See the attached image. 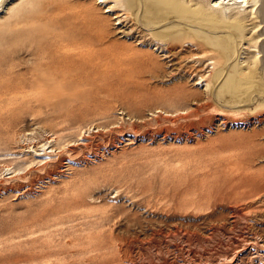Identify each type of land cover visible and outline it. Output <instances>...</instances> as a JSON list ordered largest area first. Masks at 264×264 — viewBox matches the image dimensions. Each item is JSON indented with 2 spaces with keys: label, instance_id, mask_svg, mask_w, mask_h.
<instances>
[{
  "label": "rangeland",
  "instance_id": "1",
  "mask_svg": "<svg viewBox=\"0 0 264 264\" xmlns=\"http://www.w3.org/2000/svg\"><path fill=\"white\" fill-rule=\"evenodd\" d=\"M247 3L0 0V55L110 49L47 74L0 135V264H264V0Z\"/></svg>",
  "mask_w": 264,
  "mask_h": 264
},
{
  "label": "bare ground",
  "instance_id": "2",
  "mask_svg": "<svg viewBox=\"0 0 264 264\" xmlns=\"http://www.w3.org/2000/svg\"><path fill=\"white\" fill-rule=\"evenodd\" d=\"M226 1L237 2L245 7L249 5L247 3L249 0ZM216 11L219 16H222L219 9ZM232 16L241 19L245 13L235 10ZM101 38L93 39V44L67 46L63 51L59 49L60 52L55 51L56 53H46L47 55L42 56L0 55V135L11 136L14 132L13 122L26 116L34 96L38 99L39 95L43 94L38 90L43 84L49 82V79L45 77L47 74L74 73L76 76H81L94 73L110 50ZM48 165L50 164L46 166ZM59 171L55 167L52 168L47 171L48 177Z\"/></svg>",
  "mask_w": 264,
  "mask_h": 264
}]
</instances>
